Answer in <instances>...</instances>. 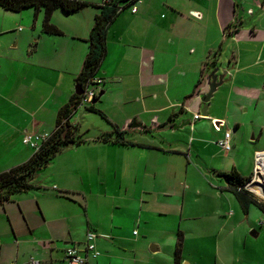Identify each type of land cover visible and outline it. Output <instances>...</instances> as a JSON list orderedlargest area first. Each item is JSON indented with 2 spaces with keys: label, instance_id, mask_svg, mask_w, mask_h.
Wrapping results in <instances>:
<instances>
[{
  "label": "crops",
  "instance_id": "1",
  "mask_svg": "<svg viewBox=\"0 0 264 264\" xmlns=\"http://www.w3.org/2000/svg\"><path fill=\"white\" fill-rule=\"evenodd\" d=\"M83 1L97 6L100 0ZM89 8L90 15L82 10L70 17L54 11L50 21L61 35L43 33L42 11L34 17L33 9H24L33 16L30 31L8 42L28 15L0 7V172L30 158L23 135L52 133L58 109L75 94L99 13ZM259 30L264 0H140L135 13L120 11L106 31L96 74L103 95L94 105L133 144L98 140L115 137L102 118L101 130L82 131L78 107L69 123L83 142L63 148L38 170L36 188L0 203V264H26L31 257L67 264L65 247H82L88 231L96 234L100 256L86 264H173L178 233L180 264H210L204 260L213 254L217 264L219 251L226 264H264V212L250 205L243 214L219 176L251 178L256 155L263 160L264 124L255 119L264 104ZM228 38L231 70L221 62ZM218 65L226 74L209 101L208 117L194 119L208 89L205 66ZM243 107L250 110L249 121L239 116ZM217 120L228 129L215 131ZM226 130L227 152L217 145ZM222 233L225 245L218 240ZM164 250V257H156Z\"/></svg>",
  "mask_w": 264,
  "mask_h": 264
},
{
  "label": "trees",
  "instance_id": "2",
  "mask_svg": "<svg viewBox=\"0 0 264 264\" xmlns=\"http://www.w3.org/2000/svg\"><path fill=\"white\" fill-rule=\"evenodd\" d=\"M132 0H110L104 3L101 0L98 5H92L83 0H0V7L8 12L18 13L24 9L31 8L35 14L42 11L41 30L45 34L61 35L59 28L51 23V16L54 11L60 9L65 14L77 13L87 7H96L99 13L94 16L93 25L88 35V52L83 60L80 72L75 78L76 85H79L82 92L86 83L96 76L98 68L104 58L106 51V31L109 24L119 13L118 8L122 4L123 9L127 7V3ZM205 71H210V66H205ZM102 91V90H100ZM81 95L73 94L69 101L57 111L55 129L50 133V137L40 144L37 150L33 151L30 158L24 163L13 167L9 170L0 172V203H4L10 199L15 193L26 192L36 188L37 184L33 179L38 170L44 168L53 157L63 148L69 145H79L83 141L82 135L76 130V125L69 123V118L74 114L80 104ZM96 99V97H94ZM89 112L97 114L112 128L114 138L108 134H102L97 139L102 142L121 143L131 145L133 143L123 139V131H120L113 125L100 110L90 104L85 107ZM226 182V190L231 192L235 197L243 214L247 213L250 205L256 206L264 212V200L259 199L244 188L250 178H242L234 172L220 173ZM182 246L181 233L177 234L175 244L173 264H180V254Z\"/></svg>",
  "mask_w": 264,
  "mask_h": 264
},
{
  "label": "built area",
  "instance_id": "3",
  "mask_svg": "<svg viewBox=\"0 0 264 264\" xmlns=\"http://www.w3.org/2000/svg\"><path fill=\"white\" fill-rule=\"evenodd\" d=\"M104 3H109L110 0H101ZM140 3V0H132V2L127 3V7L130 8L131 13L136 12V4ZM123 10L122 4L118 8V12ZM102 81L99 77L94 76L90 79L83 89L80 98V104L78 107H87L91 104L94 97L97 96L99 92V87ZM194 119H200L199 115H194ZM217 121H212L215 129H221L220 125H217ZM75 125V124H72ZM50 137V134H24L22 137V143L29 146L33 151L37 150L41 143L45 142ZM230 131L226 130L223 133L221 140L217 141V145L225 152L229 151L231 146L229 143ZM261 154H257L255 157V167L253 175L250 180L245 184L244 188L256 195L259 199L264 200V182L259 181L258 176L260 172L258 171V165H261L260 160ZM96 234L93 231H88L85 236V241L82 247L80 246H66L64 249V261L67 264H86L89 259H97L100 256V252L95 246ZM26 264H41L38 259L33 257L29 258Z\"/></svg>",
  "mask_w": 264,
  "mask_h": 264
},
{
  "label": "rangeland",
  "instance_id": "4",
  "mask_svg": "<svg viewBox=\"0 0 264 264\" xmlns=\"http://www.w3.org/2000/svg\"><path fill=\"white\" fill-rule=\"evenodd\" d=\"M90 1H96V0H90ZM245 9L243 10L244 12H246L247 13V11H246V9L247 8H249V7H244ZM239 10V9H238ZM24 11H27L28 12V10H23V12H22V14H15V15H19V16H21V15H28V14H26L27 12H24ZM31 11V10H30ZM82 11V10H81ZM91 11H93L92 10V8H84L83 9V12L84 13H87L86 15H90L89 13L91 12ZM239 11H242V10H239ZM54 13V12H53ZM59 14V15H61L62 17H70V14H65L64 12H62L60 9H57L56 10V14ZM243 14V16L244 17H246V21L248 22L247 24H245V26L243 27V28H246V31H248V29L247 28H249V20L247 19V17L249 16V14ZM30 15V16H29ZM28 16H23L24 18H23V22L22 23H20L19 22V24L17 25V27H16V29L14 30V31H12V33H11V35H9V36H7V40H8V42H11L10 40H11V38H13L14 37V35H16V34H19V38L22 36V33H25V32H27V31H30V26H31V22H33V16L31 15V14H29ZM53 15V14H52ZM52 17V16H51ZM20 31H22V32H20ZM258 32V37L259 36H261V34L262 33H264V30H259V31H257ZM232 44V42L230 41V38H228V56H224L225 55V53L222 55V58H223V60L221 61L222 63H223V65L226 67V68H228V70H231V65H232V62L230 61L231 60V56H230V51H231V49H232V47H230L229 45H231ZM223 50H224V48H223ZM217 68H218V70L220 69V65H218L217 66ZM261 67L260 66H258V68H254L253 70H255V69H260ZM212 70H214V69H210V71H208V73H207V75H208V79H209V75H210V73L212 72ZM219 72V71H218ZM221 72V71H220ZM219 74V73H218ZM209 82H210V80L208 81V85H209ZM208 90V89H207ZM217 93V91L215 92V94ZM96 105V104H95ZM94 105V106H95ZM220 109H217L216 110V113L219 111ZM243 110H245V108L243 107L242 108V110L240 111V113H239V116L241 117V118H245V116H246V119L248 118V116H249V114H250V110L248 111V113H245ZM243 111V112H242ZM256 115L257 116H255V119L256 120H258V124H261V123H263L264 124V104H260V106H259V110L256 112ZM75 118H78V122H80V121H82V128H81V130L82 131H84V129H86V128H89V130L91 131V132H95L96 130H101V128H103V127H105V124H104V122H103V120H101L100 119V117L99 116H97L96 114H94V113H90V112H88V111H86L85 109H83V108H81L80 107V109H79V111H78V113L75 115ZM205 118H202V117H200V120H204ZM248 120V119H247ZM249 121V120H248ZM217 125L219 126L220 125V127H222V129H228V125L223 121V120H217ZM103 126V127H101V126ZM213 126V129L215 130V131H220V129H215V127H214V125H212ZM221 129V130H222ZM79 130V129H78ZM78 130H76V132L78 133ZM82 131H79V133H81ZM251 131L249 132V134H248V137H247V139H248V141L251 143V142H253V141H251ZM253 205V204H252ZM254 206V205H253ZM155 224H156V226H157V229H159V225L161 224V223H158V222H154ZM171 225H173V224H171ZM172 229V233H171V236H174V232H175V225H173V228H171ZM140 230V228L139 227H137V228H135L134 229V231H135V233H136V231L138 232ZM138 235L139 236H141V231L138 233ZM227 239L228 238H226V236L224 235V233H222V235L218 238V240H220V241H223L224 242V245L226 244V242H227ZM164 240V239H163ZM176 241H177V239H176ZM166 248V250H167V247H164V249ZM164 255H165V250L162 252V254H160V256H156V257H164ZM227 255H228V253H227ZM208 257H210V255L209 256H207V259H208ZM213 258H214V254L212 255V259L211 260H204V262L206 263V261H208V262H210V264H212L213 263ZM217 264H222L223 262L226 264V262H225V258H223V256H222V254L220 253V251H219V253L217 254ZM203 262V263H204ZM207 262V263H208Z\"/></svg>",
  "mask_w": 264,
  "mask_h": 264
},
{
  "label": "water",
  "instance_id": "5",
  "mask_svg": "<svg viewBox=\"0 0 264 264\" xmlns=\"http://www.w3.org/2000/svg\"><path fill=\"white\" fill-rule=\"evenodd\" d=\"M219 70L221 71V74L217 75V72ZM219 70H218V68H215L214 70H212V72L210 73V77H209L210 82H209V85H208V90H207L206 93L201 94L199 96V100H200L199 113H200V117H202V118H207L208 117L207 109H208L209 101H210V99L212 97V94L216 91V89L222 83L223 77L226 74L225 70H221V69H219ZM74 93L76 95H81L82 94V90H81L79 85H75ZM102 95H103V91H99L97 96H96V99H93L91 101V104L94 105L99 100V98ZM187 124L188 123H184V124L178 126V128H181V127H183L184 125H187ZM134 126L135 127H139V125H136V124L133 123L131 127H134ZM250 235H252V233H250ZM151 252H154V251H151Z\"/></svg>",
  "mask_w": 264,
  "mask_h": 264
},
{
  "label": "bare ground",
  "instance_id": "6",
  "mask_svg": "<svg viewBox=\"0 0 264 264\" xmlns=\"http://www.w3.org/2000/svg\"><path fill=\"white\" fill-rule=\"evenodd\" d=\"M258 171L260 172V175L258 176L259 181L264 182V156L261 165H258Z\"/></svg>",
  "mask_w": 264,
  "mask_h": 264
}]
</instances>
